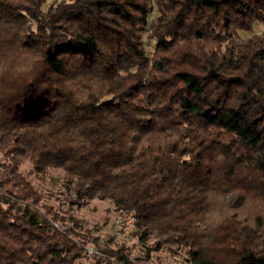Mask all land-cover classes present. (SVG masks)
<instances>
[{"label":"trees","instance_id":"1","mask_svg":"<svg viewBox=\"0 0 264 264\" xmlns=\"http://www.w3.org/2000/svg\"><path fill=\"white\" fill-rule=\"evenodd\" d=\"M46 183L130 236L100 244ZM259 206L264 0H0V264H264Z\"/></svg>","mask_w":264,"mask_h":264},{"label":"rangeland","instance_id":"2","mask_svg":"<svg viewBox=\"0 0 264 264\" xmlns=\"http://www.w3.org/2000/svg\"><path fill=\"white\" fill-rule=\"evenodd\" d=\"M51 1L53 0H46V3H49ZM261 31H263V28L261 26H256L253 30V33L259 34ZM241 35L243 38H246L250 34L242 33ZM21 171L26 175L28 174V172L30 171V167L27 162H25L21 166ZM31 179L35 183L38 182V180L34 178V176ZM41 187L43 200H45V203H47V205H50L55 211H57V213L65 216H68L69 214L74 215L78 220H81L83 222V229L86 228V226H93L95 224L103 225L105 223V228L103 229V231L97 232L96 235H103L104 238H106L105 241L107 242L109 241V239L113 238L110 233L113 230L115 213L113 211V206L109 201L92 199L76 207L75 205L70 204L69 200H67L64 195L59 194L58 188L56 186L46 183ZM258 208L264 211L263 206H259ZM55 223L60 227L66 225V223H61L59 221H56ZM77 229L78 228H76V231ZM126 244L130 248L132 257H138L140 255L141 250L138 245H133L132 239L127 240ZM138 264H184V262L182 261V255L173 256L169 255L166 252L159 251L151 254L149 261H139Z\"/></svg>","mask_w":264,"mask_h":264},{"label":"built area","instance_id":"3","mask_svg":"<svg viewBox=\"0 0 264 264\" xmlns=\"http://www.w3.org/2000/svg\"><path fill=\"white\" fill-rule=\"evenodd\" d=\"M135 227V215L133 212H120L113 221V230L110 235L114 239L128 238ZM103 235H98V242L103 244L105 242ZM88 254H99L97 249L94 248L93 244L86 247Z\"/></svg>","mask_w":264,"mask_h":264}]
</instances>
